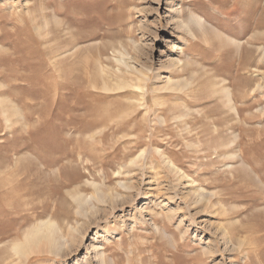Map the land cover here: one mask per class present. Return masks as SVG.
Segmentation results:
<instances>
[{
    "label": "rangeland",
    "instance_id": "374dc122",
    "mask_svg": "<svg viewBox=\"0 0 264 264\" xmlns=\"http://www.w3.org/2000/svg\"><path fill=\"white\" fill-rule=\"evenodd\" d=\"M0 264H264V0H0Z\"/></svg>",
    "mask_w": 264,
    "mask_h": 264
},
{
    "label": "bare ground",
    "instance_id": "6f19581e",
    "mask_svg": "<svg viewBox=\"0 0 264 264\" xmlns=\"http://www.w3.org/2000/svg\"><path fill=\"white\" fill-rule=\"evenodd\" d=\"M56 242L55 223L46 219L45 221L42 220L38 224L32 226L22 239L13 243L12 247L16 252L28 255L37 248V250H40L46 246L51 250H59ZM41 243L43 247H39V244Z\"/></svg>",
    "mask_w": 264,
    "mask_h": 264
}]
</instances>
